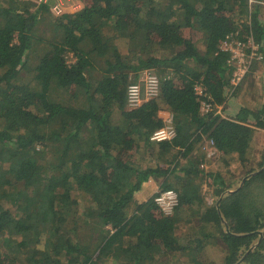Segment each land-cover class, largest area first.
<instances>
[{
	"label": "trees",
	"instance_id": "trees-1",
	"mask_svg": "<svg viewBox=\"0 0 264 264\" xmlns=\"http://www.w3.org/2000/svg\"><path fill=\"white\" fill-rule=\"evenodd\" d=\"M77 1L79 9L56 15L50 1L0 0V264H264V151L236 187L207 172L215 196L207 206L195 187L204 171L191 154L211 141L221 157L235 154L244 164L253 133L264 129V106L226 115L230 92L264 64V7ZM235 32L253 38L262 60L233 85L230 53L220 43ZM37 49L43 52L33 62ZM155 68L164 73L158 96L129 109L127 86ZM57 89L62 96L51 97ZM160 108L173 112L175 135L152 141ZM133 140L151 162L124 158ZM148 178L177 192L171 214L154 197L134 200ZM185 213L195 231L183 242L177 230ZM82 217L100 225L91 242L77 238ZM213 244L222 245L221 262L205 256Z\"/></svg>",
	"mask_w": 264,
	"mask_h": 264
},
{
	"label": "rangeland",
	"instance_id": "rangeland-1",
	"mask_svg": "<svg viewBox=\"0 0 264 264\" xmlns=\"http://www.w3.org/2000/svg\"><path fill=\"white\" fill-rule=\"evenodd\" d=\"M60 3L62 5L63 12L64 11L73 12V11H76L77 9L80 8V4L76 0H60ZM52 4H54V3H50V6H53ZM262 13H263V17H264V11L263 10H262ZM42 25H43V22H41L39 29L42 28L41 27ZM186 30H189V29H186ZM190 30L191 31L189 32V34L193 35L194 37H197L196 43H197L198 47L203 48L204 43H203V39H201L202 36L200 35V32L194 31L193 33H191L193 29L191 28ZM239 31H241V28L239 29ZM120 48H121L123 53H127L129 56L134 55V52H132V53L127 52V48L124 44H120ZM151 50H153V51L155 50L154 51L155 56H161L160 54L163 51L159 46H156V45L153 48H151ZM37 51L43 52V50H41V49H37V50L31 52L30 58L33 62L36 61L35 55H36ZM36 56H38V54ZM130 60H132V59H130ZM153 70L155 71V73L157 74L158 77H160L161 74H164L162 72L161 68H155ZM135 80H137V79H135ZM243 83L247 84L248 82L246 80ZM261 83H262V79H259V81L256 85H250V86L245 87L246 92L243 90V88L242 89H236L235 92L229 91L231 93V95H229L228 99H227L226 115H228L229 117H234L239 112L240 108H242L244 106L248 107L249 109L261 108L263 106V102H264V92L258 86ZM61 92H64V91L57 89L56 94H54V93L51 94V97L56 98L58 96H62ZM242 93H244V95L246 94L245 98H243L241 96ZM254 102H256V105L252 106V105H254ZM249 119H251V118H249ZM252 121H249V122L252 123ZM257 131H259V132H257ZM205 142L202 143V145H203L202 149L203 150H200V144L198 143V144H196L194 150L191 153L192 157L196 160L198 167H200L204 171V173L199 175L198 181L196 182L197 184L195 185L197 192H199L201 197H202V202H201L202 206L210 205L215 199V196L212 194V187L213 186L211 184H209L210 181H212V177H209L207 175V172L214 171L216 173L217 172L221 173L222 178L225 181L231 182L230 183L231 186L236 187L239 183H241L242 179L245 177V175H243V174L246 171V169L251 168V167H254V168L257 167L259 161L262 160V155H263V151H264V129L256 130V132L253 133L251 141L249 143L248 150L246 152L247 159L245 160L246 162L244 164L239 162L240 159L235 154H226V155H223V157H221V155H219V153L215 150L214 154L209 155L207 153V150H209L210 147H209V145L208 146L205 145ZM135 158L140 164H147V163L151 162V159L146 158V157L144 158L141 155V153L140 154L135 153ZM172 158H173V155L171 156V159ZM8 165H9V162H7L5 164V166H8ZM155 184H157L158 188H159V183H155ZM150 190L151 189L147 190L148 194H150ZM154 193H155V190L153 193H151L147 197L148 198L154 197ZM195 206H197V205H194V207ZM202 206L199 207L198 210H202V208H203ZM183 215H184V218L179 223L177 233H178V235L182 236V241L185 242L183 235H187V234L195 231V223H192V224L187 223L185 220L187 217V213H185ZM82 225H85V226H82ZM86 225H89V226H86ZM98 227H100V225H98L94 222H91V221L89 222V224H87L86 222H81V228L80 229H85V230L81 233V235L79 234L77 238H79L82 242H84V241L91 242L93 240V237L91 238L92 229L98 228ZM95 232H96V234L98 233V231H95ZM220 244L219 245L213 244V245H209L208 247H206V250L204 253H205V256L207 259L215 260L216 262H221L222 252H221L220 247H222V245H220ZM44 248L48 249L46 244H45ZM105 258H107L108 261L111 262V258H108V257H105ZM32 261L25 259L22 262H19L17 264H31ZM165 261H173V260L166 257ZM2 264H13V263H10L9 261H3ZM36 264H38V263H36Z\"/></svg>",
	"mask_w": 264,
	"mask_h": 264
},
{
	"label": "built area",
	"instance_id": "built-area-1",
	"mask_svg": "<svg viewBox=\"0 0 264 264\" xmlns=\"http://www.w3.org/2000/svg\"><path fill=\"white\" fill-rule=\"evenodd\" d=\"M36 1L47 2L49 0ZM247 4L250 9L254 4H259L264 7L263 0H247ZM51 9L56 15L63 13L60 2L54 3ZM233 35L234 37L228 35L221 41L220 49L230 53L229 64L233 68L230 80L233 85H236L247 75L252 61L262 60V55L258 51V47L251 36L242 40L237 38V32ZM203 90L204 88L202 86H196L198 94H202ZM159 92V77L153 69H144L141 71L139 78L137 80H132L127 86L126 106L129 109L136 108L144 101L157 97ZM204 108L207 110L209 104L204 105ZM217 112L221 113L220 107H217ZM157 117L162 121V125L151 133L150 139L152 141L170 140L175 135L173 112L169 108H160L157 111ZM205 145H209L210 147V149L207 150L209 155L215 153V148L211 141H206ZM154 202L162 214H171L177 204V192L173 189L161 190L157 188L154 193Z\"/></svg>",
	"mask_w": 264,
	"mask_h": 264
},
{
	"label": "crops",
	"instance_id": "crops-1",
	"mask_svg": "<svg viewBox=\"0 0 264 264\" xmlns=\"http://www.w3.org/2000/svg\"><path fill=\"white\" fill-rule=\"evenodd\" d=\"M49 1H51V3L60 2V0H49ZM260 14H261V16H263L262 10H261ZM257 66H256V71H254L253 74L251 76H249L250 82H248L247 84L246 83H243L242 87H243V90L244 91H245V87L250 86V85H256L258 83L259 79H262V83L259 84L258 86L264 92V64L261 63V64H259ZM241 96L243 98H245L246 97V94L244 95V93H242ZM255 105H256V102H254V105H252V106H255ZM263 106H264V102H263ZM132 134H133V132L131 133L130 137H132ZM135 153L140 154V150L139 149L136 150V143L133 140L132 145H131L130 148H128V150L126 152V156L124 158H130L131 159V162H134L135 163L136 162ZM131 154H132V156L130 157ZM155 183H159V182H157V180L154 179V178H148L145 181H143L142 184H141V186L139 187L140 189L138 191L134 192V200L136 202H140V201H142L144 199H147L148 198L147 196L150 195L151 193H153L154 190H156L158 188V185L155 184ZM148 189H151L150 190V194H148V192H147ZM81 222H86L87 224H89L90 220H88L86 218H83V217L82 218H79V220L77 222V225H78L77 234L78 235L79 234L81 235V233L85 230V229H80L81 228ZM82 226H85V225H82ZM86 226H89V225H86ZM95 231H96V228L92 229V234H91L92 236H91V238L93 237V239L97 235Z\"/></svg>",
	"mask_w": 264,
	"mask_h": 264
},
{
	"label": "water",
	"instance_id": "water-1",
	"mask_svg": "<svg viewBox=\"0 0 264 264\" xmlns=\"http://www.w3.org/2000/svg\"><path fill=\"white\" fill-rule=\"evenodd\" d=\"M246 179V177H244L243 179H242V181H241V183H243V181Z\"/></svg>",
	"mask_w": 264,
	"mask_h": 264
}]
</instances>
